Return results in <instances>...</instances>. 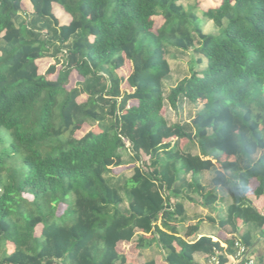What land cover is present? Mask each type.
<instances>
[{"label":"trees","instance_id":"trees-1","mask_svg":"<svg viewBox=\"0 0 264 264\" xmlns=\"http://www.w3.org/2000/svg\"><path fill=\"white\" fill-rule=\"evenodd\" d=\"M29 1L32 12L0 0V264H139L122 241L168 264L252 247L264 235L252 199L264 198V0H213L201 16L183 3L199 0ZM171 49L207 66L167 93ZM42 59L54 62L41 71ZM184 101L202 107L170 122L167 104ZM129 164L133 175L114 172ZM196 196L212 209L228 199L209 216L214 235L180 226Z\"/></svg>","mask_w":264,"mask_h":264},{"label":"rangeland","instance_id":"rangeland-1","mask_svg":"<svg viewBox=\"0 0 264 264\" xmlns=\"http://www.w3.org/2000/svg\"><path fill=\"white\" fill-rule=\"evenodd\" d=\"M25 3L27 7L29 8V12L32 9V5L30 4L29 0H25ZM183 3L186 6H192L197 5L198 6V13L201 16V10H206L212 5H214L213 0H199L198 2L194 1H183ZM60 14V13H59ZM24 17H27L26 14H24ZM161 19L159 17L156 18V26L160 25ZM204 31L207 33H213L216 34L220 31V28L215 26L213 21H206L203 24ZM197 44V48H198ZM172 72L170 77L166 80V92L168 93L170 89L175 86L178 81L181 79L191 76L194 72L202 74L203 70L207 66V58L200 52L196 51L195 49H192L190 51H187L185 53L177 51L175 49H171L170 54L168 56ZM119 74L128 77L131 68L130 65H125L122 69H120ZM73 80L75 82L78 81V75L74 73ZM124 89H129L127 83L123 85ZM202 106L199 104H194L189 101H184L178 110L173 109L169 104L166 106L165 114L167 115L170 122H190L192 117L196 114V112L199 111V109ZM92 127L90 125H86L82 131H79L77 133L78 137H82L85 133H87ZM196 152V151H195ZM145 160H148L149 157L145 156ZM134 164H129L127 166H121L115 168V173L120 174L123 173L125 176H131L134 173ZM211 175L210 173H205L203 175V183L208 187V190H214V187L211 185ZM216 191V190H214ZM222 194V192H219ZM196 203L188 202L187 203V210H188V216L189 220L185 223L181 224L182 229H186V226L190 221H192L194 215L200 214L201 216L208 217L210 215L218 214L219 211H221V208L226 207L228 203V199L222 200L220 203L217 204V207H214V210L212 208L205 207L202 204V198L196 196ZM65 208V206H61L60 212ZM42 226L38 228V231H40ZM120 250L126 254H128L131 257H137L140 259L146 260L149 258H156L162 255L161 251L154 246L152 249H148L144 251L143 253H139L137 248L135 247L134 243H129L127 246H121ZM253 253V252H252Z\"/></svg>","mask_w":264,"mask_h":264},{"label":"crops","instance_id":"crops-1","mask_svg":"<svg viewBox=\"0 0 264 264\" xmlns=\"http://www.w3.org/2000/svg\"><path fill=\"white\" fill-rule=\"evenodd\" d=\"M30 2V1H29ZM24 4L26 6V9L29 11V8L27 7L26 3H25V0H24ZM31 4V3H30ZM32 5V4H31ZM33 11V6H32V9L30 12ZM63 18V21H69L70 18L68 16H65L63 15L62 16ZM54 60L53 59H42L41 62H40V69L41 71H44L48 68V66L53 63ZM77 74V73H76ZM73 75L74 73L72 74V80H73ZM78 75V74H77ZM81 78L78 76V81H80ZM74 81V80H73ZM77 81V82H78ZM77 82L74 81V84H76ZM86 97L85 96H82L81 97V101H85ZM253 201H254V204L257 206V208L259 210H264V198L261 197L260 199H256L254 197H252ZM220 203V202H219ZM218 204V203H217ZM217 204L214 205V207L216 208L217 207ZM209 208V207H208ZM214 210V209H213ZM219 215L220 213L218 212V214H214V215H210L212 217H214L217 221L219 220ZM206 216V214H205ZM205 216H201L200 214H197V215H194L192 216L193 220L190 221L188 223V225L186 226V229L190 226V225H199V231H198V235L197 237H194V238H200L202 235H214L216 234L217 232V221L214 222L210 219V217H205ZM185 229V230H186ZM219 233V232H218ZM221 234V233H220ZM223 235V234H221ZM193 239V238H192ZM213 239L214 240H218V237L216 236H213ZM129 243L131 242H126V241H122L119 243V246L118 248L120 249L121 246H124V245H128ZM222 245L224 247H226V243L221 241ZM252 252L253 254L262 262H264V235L262 234H256L255 235V240H254V244L252 246ZM128 255V254H127ZM129 256V255H128ZM131 257V256H130ZM134 258H137V257H134ZM138 259V263L139 264H144L145 263V260L143 261V259ZM156 260V264H168L165 260H164V257L163 255L159 256V257H156L154 258ZM196 259L199 261V262H202L204 263L205 261V255L202 254V253H197L196 254Z\"/></svg>","mask_w":264,"mask_h":264},{"label":"built area","instance_id":"built-area-1","mask_svg":"<svg viewBox=\"0 0 264 264\" xmlns=\"http://www.w3.org/2000/svg\"><path fill=\"white\" fill-rule=\"evenodd\" d=\"M235 248V253H225L226 261L221 260V252L218 251L210 257L208 264H264L252 253V247L241 240H236Z\"/></svg>","mask_w":264,"mask_h":264}]
</instances>
